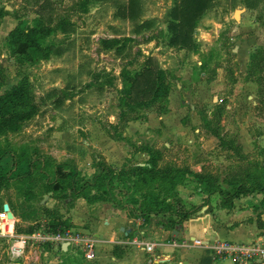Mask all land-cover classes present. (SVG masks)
<instances>
[{
	"label": "rangeland",
	"instance_id": "1",
	"mask_svg": "<svg viewBox=\"0 0 264 264\" xmlns=\"http://www.w3.org/2000/svg\"><path fill=\"white\" fill-rule=\"evenodd\" d=\"M52 2L55 14L69 18L74 26L68 34L58 32L52 37L58 49L50 59L32 63L14 55L8 40L20 20L31 23L37 17L33 1L0 0V8L8 12L0 18L2 92L28 77L42 103L39 115L19 130L0 136V146L10 150L0 162V176H11L0 189V264L8 262L17 234H25L18 233L16 227L26 232L30 226L41 227L49 221L45 214L38 220L5 216L4 203L11 201L18 215L21 206L27 211L30 205L25 189H18L22 183L18 174L28 166L22 161L16 164L15 157L24 153L41 155L44 163L55 166L70 163L87 177L95 173L100 157L110 165L101 147L118 137L113 133L121 81L116 79L111 85L105 73L118 76L124 67L139 71L148 57H154L168 72L164 80L168 95L142 109L141 120H148L150 113L159 116L167 112L172 101L177 109L180 104L185 107L183 118L168 124L174 137L164 131V122H157L151 128L161 139L150 145L148 157L142 161L127 157L123 165H144L152 157L160 167L181 168L185 174L180 184L190 179L203 188L226 184L230 185L227 194L241 182L250 184L249 176L264 175V0H215L195 30L197 45L193 49L169 44V13L176 0H135L134 14L129 12V0H92L87 10L79 8L81 0ZM144 22L147 26L138 28ZM114 37L133 38L126 57L102 48V39ZM99 74L104 76L96 80ZM124 129H119L120 133ZM133 145L130 141L126 144L134 149ZM108 149L112 155H120L119 147ZM42 172L49 174L48 181L55 179L54 166H43ZM45 182L42 175L37 179L35 202L47 206L54 201L52 194L42 190ZM115 186L116 207L139 216L133 210L140 208L141 195L128 189L127 182L116 181ZM90 204L92 208L96 205ZM71 207L63 199L53 208L66 216Z\"/></svg>",
	"mask_w": 264,
	"mask_h": 264
},
{
	"label": "trees",
	"instance_id": "2",
	"mask_svg": "<svg viewBox=\"0 0 264 264\" xmlns=\"http://www.w3.org/2000/svg\"><path fill=\"white\" fill-rule=\"evenodd\" d=\"M32 1L34 7H36L37 17L31 23L20 20L9 34L8 45L13 54L17 55L20 60L36 63L39 60L51 58L52 54L58 49L57 43L54 42L52 37L56 36L58 32L68 34L71 32L74 23L69 18L55 14V8H51L54 4L52 0ZM91 1L81 0L79 8L87 10ZM214 3L215 0H176L169 13L168 28L171 33L169 44L174 47L195 48L197 45L194 38L195 30L199 26L202 17ZM128 8L130 14H134L135 0H129ZM6 14L8 12L0 8V18H3ZM145 25L147 26L146 22L138 28ZM132 41L133 38L131 37L104 38L101 40V45L103 49L114 51L118 56L126 57L128 51H130ZM2 66L0 64V136L6 132L19 130L25 122L39 115L42 108V103L36 99L32 83L28 77H23L17 84L2 92L5 83ZM102 76L104 74L97 75L96 80ZM105 76L111 85H115L116 79H120L122 83L117 113L118 124L114 128L116 133L119 132V129L124 128L128 122L142 118V109L152 107L157 101L168 95V86L165 85L164 81L168 76V72L161 68L154 57H148L144 62V67L139 71H131L124 67L118 77L113 75L111 71L106 72ZM118 136H122V134L118 133ZM143 146L141 148L143 151L148 153L151 151L149 144H143ZM9 153V149L0 146V162ZM19 161L24 162L28 167L26 172L21 173L22 175L18 174V177L22 178V183H26V187L21 183V185H18V189L21 191L25 189V199L30 205L27 207V211L24 206H21L20 215L16 212V208L11 201L8 202L10 208L17 217L22 219L32 217L38 220L40 214L47 215L49 221L41 227L44 226L49 230L57 231L71 228L72 225L59 214L56 208H49L35 202L39 189L36 181L41 175L46 179V182L41 186L43 192H52L51 197L58 200L70 199L68 204L71 205L80 197L88 203L112 202L117 204L118 197L115 193L117 181L119 183L127 182L128 189L141 195L143 202L140 208L134 209L133 212L146 220L153 215L169 214L172 219L176 217L175 222L177 224H182L199 208L196 205H187L180 198L177 186L180 184L185 172L178 167H160L157 165L156 159L152 157L144 165L137 164L127 167L124 164L118 171L115 167L104 162V158L100 157L97 160L98 168L91 177L80 174L77 167L70 163L58 164L57 166L51 163L46 164L41 155L30 157L21 153L15 157V163L19 164ZM43 166L55 167V179L48 181L49 174L43 175ZM10 179L11 176L8 174H2L0 176V189L8 184ZM248 181L250 184L239 183L231 194H227L228 190L225 191L220 186L217 188L206 186L205 190L208 193L220 192L224 196H231L223 204L226 207H231L232 200L241 195L255 192L264 194V175L249 176ZM5 216H7V213H5ZM41 227L39 224L33 225L27 228L26 232L19 231L20 228L18 227L16 229L18 233L30 234Z\"/></svg>",
	"mask_w": 264,
	"mask_h": 264
},
{
	"label": "crops",
	"instance_id": "3",
	"mask_svg": "<svg viewBox=\"0 0 264 264\" xmlns=\"http://www.w3.org/2000/svg\"><path fill=\"white\" fill-rule=\"evenodd\" d=\"M184 108L180 104V108L177 109L176 102L172 101L170 111L159 116L150 113L146 121L141 120L142 118L132 120L127 123L125 129H120H124L123 133H120V130L117 133L114 131L113 134L118 136L120 133L122 136L116 137L117 142L112 139L107 141L105 147H101L106 161L116 168L127 162V157L140 161L146 159L148 153L137 146H142L143 142L153 145L158 138L161 139L151 127L156 126L157 122H164L167 127L164 131L170 132L169 134L174 137L168 124L176 118L182 122ZM145 138L152 140L147 142ZM128 141L134 144V149L126 146ZM113 145L120 148V155L111 154L108 147ZM228 186L230 185L222 184L221 188L227 191ZM178 190L180 198L187 205L199 206L198 210L182 224H177L176 217L172 219L169 214L153 215L147 220L141 216H133L127 209H119L112 202L95 203L92 208L93 204L80 197L72 205L70 213L63 218L71 223L72 228L82 229L97 236L93 260L85 259L79 251L72 248L66 250V247L48 245L45 248L29 247L21 257H13L9 252L6 264H237L230 258L213 259L212 250L207 246L194 244L174 246L172 240L198 238L207 245L215 239L238 243H253L264 239L263 193L241 195L232 200L231 207H226L223 204L228 200V195L224 196L220 192L208 193L192 179L180 184ZM51 199L54 202L47 205L49 208H53L55 203L60 201L54 197ZM68 201L70 199L66 200ZM14 218L18 219L15 213ZM134 238L156 242L158 245L154 252H147L132 242ZM14 242L13 240L12 244Z\"/></svg>",
	"mask_w": 264,
	"mask_h": 264
},
{
	"label": "built area",
	"instance_id": "4",
	"mask_svg": "<svg viewBox=\"0 0 264 264\" xmlns=\"http://www.w3.org/2000/svg\"><path fill=\"white\" fill-rule=\"evenodd\" d=\"M7 217V216H6ZM10 246L13 257H21L29 247L58 245L77 250L87 260H93L96 254L98 238L94 233L76 228L49 230L44 226L30 234H17ZM132 242L147 252H154L158 243L141 241L136 238ZM174 246H189L190 244L207 246L212 250L213 259L230 258L237 264H264V239L253 243H238L225 239H215L207 245L202 239L172 240Z\"/></svg>",
	"mask_w": 264,
	"mask_h": 264
},
{
	"label": "water",
	"instance_id": "5",
	"mask_svg": "<svg viewBox=\"0 0 264 264\" xmlns=\"http://www.w3.org/2000/svg\"><path fill=\"white\" fill-rule=\"evenodd\" d=\"M237 13H239V11L236 12V16H237ZM237 17H239V14H238ZM49 194H51V192ZM3 209L7 213V218L8 219L14 218V213L11 210L9 203H4ZM17 264H20V263H17Z\"/></svg>",
	"mask_w": 264,
	"mask_h": 264
}]
</instances>
